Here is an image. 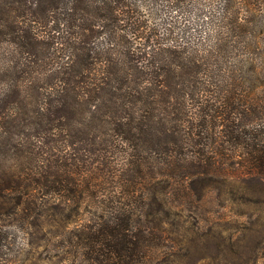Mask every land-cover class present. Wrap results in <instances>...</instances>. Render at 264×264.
<instances>
[{"label":"trees","instance_id":"16d2710c","mask_svg":"<svg viewBox=\"0 0 264 264\" xmlns=\"http://www.w3.org/2000/svg\"><path fill=\"white\" fill-rule=\"evenodd\" d=\"M261 5L0 0V220L69 264H164L213 182L264 180Z\"/></svg>","mask_w":264,"mask_h":264},{"label":"rangeland","instance_id":"374dc122","mask_svg":"<svg viewBox=\"0 0 264 264\" xmlns=\"http://www.w3.org/2000/svg\"><path fill=\"white\" fill-rule=\"evenodd\" d=\"M251 14L260 49L258 72L264 74V6L247 16ZM196 16L197 12L191 10L185 15L177 13L175 20L195 26ZM229 173L231 178L217 179L199 202L185 208V225L168 227L176 245L164 264H264V180L240 179L230 170ZM1 216L0 223L11 224L16 236L14 264H69L65 259L51 257V251L41 247L43 241L36 244L46 227L36 232L26 219ZM55 244L48 247L54 248Z\"/></svg>","mask_w":264,"mask_h":264}]
</instances>
